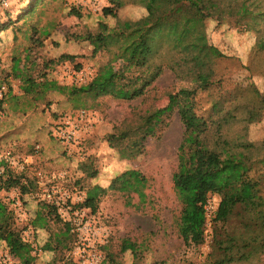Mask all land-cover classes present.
Segmentation results:
<instances>
[{
  "label": "rangeland",
  "instance_id": "obj_1",
  "mask_svg": "<svg viewBox=\"0 0 264 264\" xmlns=\"http://www.w3.org/2000/svg\"><path fill=\"white\" fill-rule=\"evenodd\" d=\"M122 1L115 15H104L102 9L111 5L109 0H39L27 24L45 26L49 33L42 36L37 46H27L25 33H18L15 40L12 32L4 33L0 45L7 39L12 38V42L0 47V81L8 85L10 92L1 103L0 149L27 160L22 170L0 162V169H8L3 175L0 172V179L5 181L8 176H21L22 181L31 179L35 183L31 192L33 200L41 201L46 191L54 190L56 197L70 196L68 202L75 210L83 209L81 224H69L68 232L60 237L51 235L39 241L38 248L42 251L60 250L75 264H92L95 253H101L102 260L112 253L118 264H201L210 249L208 241L196 247L187 245L174 225L181 203L171 176L178 164L177 148L184 131L177 112L164 116V124L144 140L140 152H131L129 148L141 136L147 113L165 106L169 94L194 85L183 69L176 73L167 67L164 63L169 57L161 53L155 63L146 64L136 72L149 81L141 96L120 99L102 95L95 100L81 96L78 102L84 103V107H75L76 102L66 92L51 87L47 90L39 87L38 91L45 94L34 105L30 102L38 92L26 95L23 90L25 80L42 82L44 76L60 85L74 84L73 73L79 71L87 73L88 82L99 66L110 62L117 47L104 45L97 39L98 34L105 28H125L127 20L146 13L137 2ZM256 1L264 6V0ZM31 4L33 0H8V6H0V20L6 17L5 10L15 19L20 11L31 8ZM72 8L79 15L70 13ZM205 26L208 41L224 56L212 64L215 84L196 95L198 113L206 117V122L199 119L197 126L204 129L208 139H214L215 127L208 120V109L212 102L222 100L224 108L239 106L223 128L224 135L235 141L245 133L246 140L263 141L264 109L254 122L246 124L243 120L248 108L260 106L259 98L249 90L257 89L264 95V50L256 48L258 34L226 15L207 18ZM19 47L22 49L17 53ZM62 54L70 58L59 60ZM120 63L115 60L111 65L117 69ZM122 132L126 137L118 139ZM263 155L264 151L257 158ZM204 159L199 161L206 165ZM128 169L140 171L147 179L143 201L135 192L127 196L109 191L101 197L95 211L78 205L88 187H106ZM252 175L261 177L257 193L253 184V195L235 206L229 220V230L237 234L259 232L264 225V165L257 164ZM16 192H20L19 187L7 192L1 189L0 199L13 210L16 226L22 228V237L28 239V207L22 204L20 195L15 196ZM56 213L63 223H68L57 209ZM67 215L80 222L73 211ZM62 222L52 228L64 231ZM124 238L140 244L141 258H133L129 251L119 252ZM5 250L0 242V252ZM244 264H264V254L257 261Z\"/></svg>",
  "mask_w": 264,
  "mask_h": 264
},
{
  "label": "trees",
  "instance_id": "obj_2",
  "mask_svg": "<svg viewBox=\"0 0 264 264\" xmlns=\"http://www.w3.org/2000/svg\"><path fill=\"white\" fill-rule=\"evenodd\" d=\"M41 1V0H40ZM31 8L18 13L15 19L5 10V19L0 20V39L10 31L13 39L18 33H25L27 46H37L42 36L49 33L45 26L37 23L27 24L30 13L35 10L39 0H33ZM110 6L103 7L104 15H115L116 10L123 5L122 0H109ZM141 4L146 13L140 18L127 20L125 28H105L98 34L97 39L107 47L117 45L110 62L98 67L94 76L85 84L60 85L55 79L42 77V82L30 78L25 80L24 93L33 95V103L44 91L51 87L75 101V107H84L78 102L81 96H88L95 100L102 95L114 98L132 99L141 96L149 81L139 73L138 68L156 62L159 54H165L169 60L164 63L174 72L183 69L190 77L191 87H181L169 94L168 102L161 108H155L143 119L141 136L129 144L130 151H141L144 140L153 135L159 126L164 124V116L177 112L183 125V136L178 145L176 170L172 173L171 181L177 199L181 203L179 215L174 220L178 236L187 245L198 246L206 241L209 235L210 249L201 264H237L252 263L264 254V225L259 232L251 234H237L229 230V220L235 206L244 202L250 194L251 187L256 185L258 191L260 175L253 176L257 164L264 165V155L257 158L264 151L263 141L246 140L241 133L238 139L231 141L223 133V128L235 116L233 111L239 109L233 105L232 109L224 108L222 100L214 101L208 109L210 120L215 127L214 139H208L204 129L197 126L199 119L206 117L199 115L196 95L198 91H207L215 84L212 77V64L223 53L208 41L205 20L209 17H231L236 23H242L247 29H253L257 34L256 48L264 50V6L256 0H133ZM34 6V7H33ZM70 13L79 15L75 9ZM2 16V15H1ZM21 47L17 49L20 52ZM16 56V55H15ZM69 55L62 54L59 60ZM70 58V57H69ZM119 60L117 69L111 65ZM0 83H4L1 82ZM259 98L260 106L247 109L243 117L246 124L252 123L264 109V95L257 89H250ZM10 93V92H8ZM40 98V97H39ZM248 107V106H247ZM211 113V114H210ZM206 122V121H205ZM126 137L122 132L118 139ZM199 158L206 161H199ZM4 163V162H3ZM8 169H3L2 175ZM91 177L94 173L89 174ZM21 176H8L0 179V190L7 192L13 187H19L20 200L28 207V223L33 229H48L50 234L60 236L69 230V223H63L56 213V207L45 200L35 201L28 195L33 191L31 179L21 180ZM146 177L136 169H128L115 176L106 187L93 185L88 187L83 201L79 206L95 211L98 203L109 191H116L129 196L130 192L137 193L141 201L146 194ZM208 195H216L218 202L215 216L211 220L210 234L204 213V205ZM10 202V200L8 201ZM34 203H36L34 205ZM129 204V203H128ZM23 205V206H24ZM32 210V213H31ZM63 230H54V224L61 223ZM22 228L17 227L13 210L0 199V242L5 243L7 250L14 255L20 264H36L32 255L33 247L29 241L23 239ZM129 251L133 258H141L140 244L128 238L120 242L119 252ZM99 264H118L112 253H107ZM56 255L48 264H75L70 258ZM63 261V262H62ZM135 264V263H133ZM196 264V263H195Z\"/></svg>",
  "mask_w": 264,
  "mask_h": 264
},
{
  "label": "built area",
  "instance_id": "obj_3",
  "mask_svg": "<svg viewBox=\"0 0 264 264\" xmlns=\"http://www.w3.org/2000/svg\"><path fill=\"white\" fill-rule=\"evenodd\" d=\"M0 6H8V0H0ZM73 74L76 77L74 79L75 80L74 84L77 83L81 85L87 82L86 81L87 73H85L84 71H79ZM8 92H9L8 85L6 83H0V119L3 115L1 103L6 97V95L8 94ZM26 160L27 159L24 160L18 155H14L10 150L0 149V162H4V164H6L7 166L16 167L22 170L24 168V163L26 162ZM3 169L4 168L2 167L0 169V172L3 171ZM69 199H70V196H68L67 194H62L61 196L56 197L54 190L46 191V193L43 196V200H45L47 203L53 204L56 207L57 211L60 214H62V216H66V219H65L66 222H68L70 225L77 226L78 224H81L84 220L83 219L84 211L83 209L75 210V208L70 204V202H68ZM217 202L218 201H216L213 195H208L206 199V203L204 205V213H205V217H206L207 225H208L207 233L209 234H210L209 225L211 224L212 218H214L215 216ZM71 211H73L76 215H78L80 219L79 223H76V221H74L73 219H71V217L67 215V213ZM208 239H209V235L206 236V241L209 242ZM93 257H94V262L92 264H98L99 263L98 261L102 260L101 253H95ZM0 264H20V262L8 250H5V251L0 252Z\"/></svg>",
  "mask_w": 264,
  "mask_h": 264
},
{
  "label": "crops",
  "instance_id": "obj_4",
  "mask_svg": "<svg viewBox=\"0 0 264 264\" xmlns=\"http://www.w3.org/2000/svg\"><path fill=\"white\" fill-rule=\"evenodd\" d=\"M10 42H12V38L10 40H8V39L5 40L4 44H7V43L9 44ZM4 44L0 45V47L3 46V48H4ZM1 121H2V119H1ZM1 134H4V132H1ZM29 194L30 195H28V196L30 198H32L33 196H31V193H29ZM19 195H20V192H16L15 193V196L18 197V198H19ZM35 201L37 202L39 200L37 199ZM31 213H32V210H31ZM26 232H28L31 236L29 235V238L27 237L28 239L23 237V239L26 240V241H29L31 243V245L33 247L32 255L35 257L36 264H48V263H50L52 261V259H54V257L56 255L64 256V260L63 261L67 260V258H65V254L62 251H60V250L52 249V251H42V249L38 248L40 240H42V239L45 240L47 237H49L51 235H52V237H60L61 235L60 236H54L53 234H50V231L48 229H46V228L41 229V230L40 229H35L34 230L33 227L31 226V224H29V226L26 228ZM4 247H5V243H4ZM45 253H47L49 255L45 256ZM44 256H45V258H44Z\"/></svg>",
  "mask_w": 264,
  "mask_h": 264
}]
</instances>
